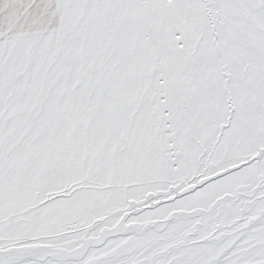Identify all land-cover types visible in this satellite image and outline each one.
Instances as JSON below:
<instances>
[{"label":"snow or ice","instance_id":"1","mask_svg":"<svg viewBox=\"0 0 264 264\" xmlns=\"http://www.w3.org/2000/svg\"><path fill=\"white\" fill-rule=\"evenodd\" d=\"M0 264H264V0H0Z\"/></svg>","mask_w":264,"mask_h":264}]
</instances>
